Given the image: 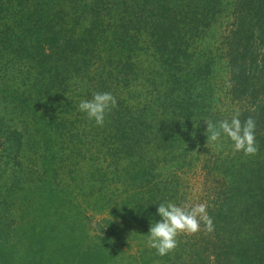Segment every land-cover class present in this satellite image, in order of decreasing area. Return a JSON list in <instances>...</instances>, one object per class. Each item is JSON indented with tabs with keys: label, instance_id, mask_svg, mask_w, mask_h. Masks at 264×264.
Segmentation results:
<instances>
[{
	"label": "trees",
	"instance_id": "1",
	"mask_svg": "<svg viewBox=\"0 0 264 264\" xmlns=\"http://www.w3.org/2000/svg\"><path fill=\"white\" fill-rule=\"evenodd\" d=\"M220 6L219 0H0V107L10 103L31 113L23 127L27 146L43 145L42 160L48 157L34 164L41 170L24 168L19 194L28 190L17 200L26 208L9 223L14 245L7 239L0 246L2 264H35L47 243L57 214L35 206L32 188L46 180L55 159L46 136L52 121L45 118L55 114L51 108L65 107L63 116L74 110L75 123L86 125L83 133L76 128L71 147L97 142L106 150L102 170L112 203L106 198L119 207L97 239L78 242L80 222L63 218L73 227L62 243L71 264H264V0H239L236 27L224 36L230 78L222 97L214 81L221 56L205 32ZM95 92H111L118 101L102 127L79 110ZM78 94L70 110L68 101ZM236 111L241 121H256L254 157L234 153L227 138L206 146L204 120H231ZM8 127L0 116V158L7 153L22 168L24 132L15 136L17 129ZM196 168L205 174L196 203L207 205L214 230L181 235L176 250L160 256L147 244L161 219L159 204H195L187 175ZM67 205L57 212L65 216Z\"/></svg>",
	"mask_w": 264,
	"mask_h": 264
},
{
	"label": "rangeland",
	"instance_id": "2",
	"mask_svg": "<svg viewBox=\"0 0 264 264\" xmlns=\"http://www.w3.org/2000/svg\"><path fill=\"white\" fill-rule=\"evenodd\" d=\"M219 2L221 4V10L215 17L211 25V30H206L205 32L208 36L206 37L207 39H215L216 42L213 47L218 51V56H221V59H218V64L216 66L217 77L214 78V81H216L215 83H217L219 87L217 93L222 97L224 94L228 93V78H230L228 61L226 62L223 57L226 52L224 36L229 34L230 30L234 31V27H236L235 24H232L235 20L236 12H238L239 0H219ZM86 24H89L88 21H86ZM204 46L205 44L202 48H205ZM147 61L149 62L150 59L147 58ZM5 63L6 60L1 61L2 65H5ZM139 89L140 87L137 90ZM78 96L79 94L73 96L68 101L71 103L70 110L71 107H77L75 103L81 100ZM145 97L146 94L143 98ZM227 103L228 102H226V104ZM33 109L35 110L34 112H36V106H34ZM53 109L55 114L49 112L53 117L47 118L46 116L45 120L48 121L49 119L52 121V123L50 122V124H52L51 132H48L46 136L52 143L49 148L50 151L54 152L55 159L50 160V166L45 168V171H47L48 174L44 182L40 185L38 184L37 187L36 185H33V188L28 185V181L24 183V186L28 187L30 190L32 188V191H34L33 196L35 195V199H33L35 200L36 207L40 205L39 208L42 207L44 212H48L52 209L57 214L56 216H54L55 213L52 214L54 217L51 218V221L48 224L51 225L52 230L50 233H46L48 235V239L45 240L47 243L42 244V254L37 257L35 264H71L72 252L71 250H66L68 244L63 247L62 243H67L68 240H66L67 238H65V235L69 236L73 227L71 225H69L70 227L66 226L64 222H67L70 217L75 220L77 219V221L80 222L78 226L79 230L76 231L78 233V242L84 237L86 239H92V237L97 239V237L104 235L106 230L104 226L106 224L105 221L111 218L112 210L119 208L116 205L109 204L106 198L109 196L110 202L111 194L105 191L108 179L107 177H104V170H102L107 168L108 165L107 163L104 164V161L107 160L106 150L97 142H90L87 146L71 147L77 145L76 141L73 140V138L76 137V134H78L76 128L81 126L79 133H83V130L86 129V125L83 121V124H80L79 121L75 123L76 116L70 115L74 110H71V113L63 116V110H67L66 107L62 110L51 108V110ZM27 113L31 114L28 111L22 114L18 107L15 109L10 103L7 106L1 105L0 107V116L5 117L7 124L12 128V131L17 129L15 136L24 132L23 139L21 140L24 147L19 151L17 156V159L22 163L23 167L15 166V161L11 159L7 153H1L3 156L0 158V231H3L4 235L9 233L7 232V228L13 218L23 211L22 208H26L23 203L17 200L18 197L23 196L28 190L26 188L22 195L19 194L21 188L18 182L20 180L23 182L24 176H27L24 174V168L28 174H31L33 170H41L39 164L34 167L36 161L40 163L48 162V157L45 158L44 161L42 160V157H44L42 153L45 152V147L43 145L41 147L40 145L36 146V148L33 149L27 146L28 137L25 128H23L31 121V119L26 116ZM65 118H67L65 120L66 122L63 121ZM2 146L3 145H0V147ZM5 147L9 148L12 147V145L11 143H8L5 144ZM73 148L74 153L71 154ZM29 149L33 151L32 154H30ZM1 150L2 149L0 148V151ZM38 157L40 158V161L38 160ZM51 164H53L52 167ZM204 177L205 174L203 171L201 172V169L197 168L187 175V182L191 187V191H194L193 195L197 198L194 203L198 202L197 200L199 199L203 200L201 189L204 184ZM110 187L109 182V189ZM59 189L62 190L58 193V197H53L54 194L52 193L58 192ZM9 197L14 198L9 199ZM66 202H68V205L66 207L64 206V208H68V210H65V216L62 214L60 215L57 212V209ZM59 211L60 213H64L60 209ZM65 217V220L67 221L63 220ZM48 225L47 228L49 227ZM61 229L63 230V235L60 237L57 232ZM38 232L40 231L37 229V233ZM8 235L9 237L7 236L4 240L3 237L0 236V246H2L3 242L7 239L9 246L14 245L12 237L10 234ZM38 245L40 246V244ZM38 248L39 247H36L35 250H38ZM134 253L137 252H133V254ZM1 254L2 253L0 252V256ZM35 255L36 254H33L32 256L35 258ZM17 262L11 264L22 263H20L19 260ZM0 264H2V260H0ZM3 264H7V262Z\"/></svg>",
	"mask_w": 264,
	"mask_h": 264
},
{
	"label": "clouds",
	"instance_id": "3",
	"mask_svg": "<svg viewBox=\"0 0 264 264\" xmlns=\"http://www.w3.org/2000/svg\"><path fill=\"white\" fill-rule=\"evenodd\" d=\"M118 106L116 97L111 92H95L91 100H81L80 112L98 126H104L106 117ZM240 112L236 111L231 120L223 119L213 122L205 119L207 147L209 144L219 145L223 138L230 139L233 152H241L246 157H254L259 153L256 139V121L252 117L241 121ZM160 221L152 224L148 234V247L155 249L160 256L168 255L176 250L181 235H196L202 230H214L213 219L207 211L205 203L184 204L173 202L161 203L157 209Z\"/></svg>",
	"mask_w": 264,
	"mask_h": 264
}]
</instances>
